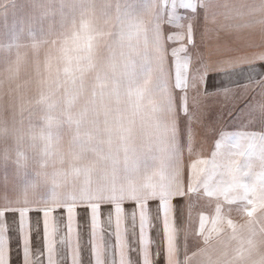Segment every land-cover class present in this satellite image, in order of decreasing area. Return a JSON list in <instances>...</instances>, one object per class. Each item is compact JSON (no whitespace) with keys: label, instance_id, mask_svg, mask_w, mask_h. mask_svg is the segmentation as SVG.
Returning <instances> with one entry per match:
<instances>
[{"label":"snow or ice","instance_id":"1","mask_svg":"<svg viewBox=\"0 0 264 264\" xmlns=\"http://www.w3.org/2000/svg\"><path fill=\"white\" fill-rule=\"evenodd\" d=\"M37 7L55 14L52 0ZM59 13V28L23 45L31 56L16 45L0 73L12 85L0 135L59 165L42 173L50 195L0 194V264H181L197 253L264 264V174L242 183L233 161L230 186L203 191L215 161L197 143L225 112L264 123V0H149L135 12L71 0Z\"/></svg>","mask_w":264,"mask_h":264},{"label":"crops","instance_id":"2","mask_svg":"<svg viewBox=\"0 0 264 264\" xmlns=\"http://www.w3.org/2000/svg\"><path fill=\"white\" fill-rule=\"evenodd\" d=\"M142 6L143 0H127V9L130 12H135ZM30 7L34 9L36 5L32 4ZM44 33L42 27H32L31 23L24 20L18 0H0V38L12 39L26 34L30 40L33 36L39 38ZM210 128L211 131L203 143L197 137L200 145L198 151L215 161L202 179V190L215 192L229 187L231 177L228 167L233 161L236 162L242 183L259 186L260 177L264 174V123L250 119L240 112H225L211 122ZM240 152L244 154L239 155ZM31 179V174L17 176L12 165L0 167V188L6 187L9 191H15ZM210 184L214 187H210ZM39 195L47 196V189L40 186ZM188 260L183 257L181 264H187Z\"/></svg>","mask_w":264,"mask_h":264},{"label":"clouds","instance_id":"3","mask_svg":"<svg viewBox=\"0 0 264 264\" xmlns=\"http://www.w3.org/2000/svg\"><path fill=\"white\" fill-rule=\"evenodd\" d=\"M41 0H18V6L24 20L27 23H31L32 27L43 28L44 32H48L49 28L58 29L60 26V13L59 9L61 3H71V0H52V7L54 10L53 15L41 18L38 5ZM117 0H112V3H116ZM149 0H143V4H147ZM119 3L127 9V0H119ZM34 4L36 7L32 9L30 6ZM63 11L66 14H70V9L65 6ZM138 11V10H137ZM30 31V29H29ZM29 39L26 34H21L12 39L0 38V73H3L5 68V62L11 59L17 48L16 45H21L19 51L22 53L27 51L29 56H31L30 49H26L23 45L28 43ZM12 85L5 83L0 87V119L10 120V114L4 105L7 103L8 94ZM30 94V93H29ZM162 118H167L166 114H162ZM23 153V157L19 154ZM12 165L15 169L17 176H24L26 174H31L32 179L25 182L19 189L15 191H9L7 188H0V194L8 193L9 195L23 196L25 193L32 195H39L40 186L45 187L48 190V195L53 191V185L48 178L42 175L43 172H48L51 174L56 167L59 165L54 164L49 161L46 168L42 167V157L39 152L32 148L30 142L26 139L22 143H18L16 139L0 135V167ZM208 248L217 249L216 241H211ZM187 264H208L206 260H203L199 254L192 255L191 259L188 260Z\"/></svg>","mask_w":264,"mask_h":264},{"label":"rangeland","instance_id":"4","mask_svg":"<svg viewBox=\"0 0 264 264\" xmlns=\"http://www.w3.org/2000/svg\"><path fill=\"white\" fill-rule=\"evenodd\" d=\"M15 22H17V20H14ZM210 187H214V185L210 184ZM47 195H48V190H47Z\"/></svg>","mask_w":264,"mask_h":264}]
</instances>
